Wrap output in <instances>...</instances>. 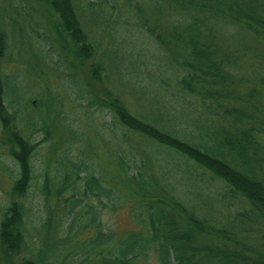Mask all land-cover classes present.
<instances>
[{"label":"trees","instance_id":"1","mask_svg":"<svg viewBox=\"0 0 264 264\" xmlns=\"http://www.w3.org/2000/svg\"><path fill=\"white\" fill-rule=\"evenodd\" d=\"M41 3L59 48L55 69H67L72 81L76 71L89 72L75 81L76 97L106 111L112 118L108 131L117 128L121 139L110 142L93 121L81 134L57 124L58 108L54 116L37 120L30 114L32 132L26 131L18 124L20 109L31 100H24L20 74L0 67V144L15 162L10 173L17 172L13 199L0 208V264H264V75L254 82L245 64L252 57L264 61V0H151L157 12L180 14L186 21L158 32L159 63L144 72L151 81L137 89L129 80L149 101L142 114L109 88L92 86L104 80L88 32L106 20L105 12L97 10L101 3ZM218 20L249 36L237 40L234 50L224 48L218 33L207 27ZM7 39L0 24V58L7 53ZM121 51L129 61L145 58L139 62L147 67L146 59L155 55L123 45ZM129 64L137 71V64ZM56 100L47 107L54 109ZM38 133H45L46 142L60 134L71 145L57 157L59 167L42 174L43 209L33 235L21 198L35 178L33 157L41 141L32 137ZM99 135L103 141L93 148ZM83 140L86 159L70 157L73 144ZM119 140L134 142L127 144L131 159L117 155L106 162L105 152L118 151ZM54 148L48 149L51 156ZM126 203L132 205L135 227L105 228L102 209L117 210ZM257 232L262 236L256 238Z\"/></svg>","mask_w":264,"mask_h":264},{"label":"rangeland","instance_id":"2","mask_svg":"<svg viewBox=\"0 0 264 264\" xmlns=\"http://www.w3.org/2000/svg\"><path fill=\"white\" fill-rule=\"evenodd\" d=\"M98 1L101 3V7H97V10L105 12L106 20H104V24L101 27L89 26L88 32L90 38L96 44V54L93 57V61L102 63L104 80L103 83L95 82L92 86L94 89L109 88L113 93L119 94L136 113H145L148 111L146 109H148L149 101L147 98L139 96V93L133 89L134 87L132 88L129 82H135V88L138 89L143 84H147L149 80L151 81L144 72L149 70L148 68L154 70L155 63H159V59L156 56L159 52L158 32L170 30L173 27L172 25L181 26L183 25L182 22L186 21V18L179 19L180 14L176 16V14L167 11L164 13L157 12L153 8L151 0ZM82 3L84 4V2ZM80 10H87V7L82 6ZM44 11L41 0H0V24L3 25L8 34L7 53L3 58H0V67L11 75L19 73L18 84L21 86L22 93L25 94L24 100L29 99L32 104L38 103V107H32V104L27 105V103L23 102L20 109L22 119L18 124L21 127H27L26 131L32 132V128L28 126V116L30 114L35 116V120H37L38 116L40 118L42 116L46 117L47 113L51 115L56 113L58 108L61 111V116L56 119L55 123L59 124L61 122L66 126L69 125L70 128L81 134L84 131H88L87 124L93 121L107 133L110 142L115 141L116 137H120L121 133L118 132L117 128L115 129L116 132L108 131V129L111 130L112 128L111 116L98 107H89L86 100H80L76 97L78 84L75 81L80 83L82 75L89 76V72L83 69L76 71V80L72 81L67 69L59 66L58 69H55V62L60 57L59 48L57 47L55 33L48 24ZM83 19L88 26L89 23H86L88 18L83 16ZM122 21L123 23L121 24ZM127 22L130 24L128 25ZM207 27L218 33V36H220L218 40L228 50H234L231 46L236 48L237 40L249 36L233 25H225L221 20L210 21ZM123 38L126 39L125 44H123L124 42L122 43ZM121 45L125 46V48L137 47L142 52L147 49V51L151 52L149 55H155L146 59L148 67L146 64L139 62V60H145V58L139 60L138 58H131L130 61L133 64H137V71H135L132 66L130 67L129 58L126 56L121 57ZM34 54L38 57L36 58ZM254 60V57H252L251 61L245 62L246 67H248L247 72L253 79L264 75V61ZM258 63L260 64L259 68H257ZM117 64L119 67L116 68ZM32 68L35 69L30 73ZM258 80L254 79V82ZM155 81L159 82L158 80ZM53 97H57L56 105L54 109H50L47 106ZM7 101L8 106L12 107V94L8 95ZM40 111L42 115L38 114ZM59 135L56 134L54 138L50 139V142L43 140L46 137L45 133H38L32 137L35 141H41L33 157L35 178L30 192L21 200L28 207V228L33 235H35L33 229L39 225L38 217L43 209L40 191L43 180L42 174L53 171L55 168L57 169L59 167L56 160L57 157L71 145L70 141L62 142ZM1 138L2 135L0 134ZM102 141L103 137L99 135L98 141L94 140L92 147L97 148ZM119 142L120 148L118 151L105 152L106 162H112L114 158H117V155L123 156L127 161L131 159L132 154L129 153L128 143L134 144V142L128 141L126 144L123 140H119ZM48 143L50 145L54 144L56 147L54 148L55 153L53 156L48 152L50 147ZM84 146L85 140L74 143L70 151V157L74 155L76 159H86L87 154L84 153ZM140 147L142 149L145 148L146 143L142 142ZM6 148L0 144V208L12 201L11 190L17 175V172L14 174L10 173V169L15 167V162L7 153ZM101 152H104L103 148ZM99 162H102V160ZM105 166L112 168L108 163H105ZM96 167L99 169L98 165ZM134 170L132 169V171ZM61 171L64 170L61 169ZM102 200L106 203L105 197H102ZM131 210L132 205L130 203L118 207L117 210H113L109 206L103 208L101 211L103 226L116 229L119 232L134 228L135 223L131 216ZM261 236L262 234L259 232L255 234L256 238ZM252 243L255 244L254 239H252Z\"/></svg>","mask_w":264,"mask_h":264}]
</instances>
